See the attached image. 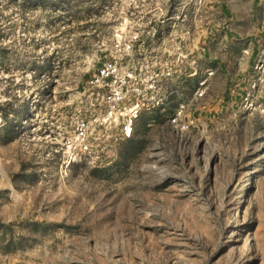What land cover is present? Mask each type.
Wrapping results in <instances>:
<instances>
[{
	"label": "rangeland",
	"instance_id": "374dc122",
	"mask_svg": "<svg viewBox=\"0 0 264 264\" xmlns=\"http://www.w3.org/2000/svg\"><path fill=\"white\" fill-rule=\"evenodd\" d=\"M137 27L167 101L73 154ZM0 264H264V0H0Z\"/></svg>",
	"mask_w": 264,
	"mask_h": 264
},
{
	"label": "built area",
	"instance_id": "2783aa9c",
	"mask_svg": "<svg viewBox=\"0 0 264 264\" xmlns=\"http://www.w3.org/2000/svg\"><path fill=\"white\" fill-rule=\"evenodd\" d=\"M160 38L158 30L143 31L140 27L118 35L109 56L88 80V85L98 97L99 108L89 118H81L74 132L65 140L73 154L90 151L93 126L104 127L115 122L122 135L130 138L141 115L167 101L166 85L175 73L169 63L173 52L169 49L158 51ZM177 50L181 51L182 57V48ZM198 95L202 96L203 92L199 90ZM181 113L182 110L173 122L180 119Z\"/></svg>",
	"mask_w": 264,
	"mask_h": 264
}]
</instances>
